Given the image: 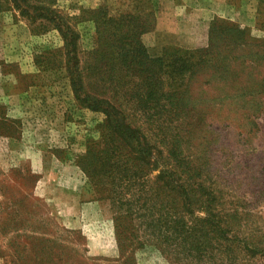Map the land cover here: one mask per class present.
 Listing matches in <instances>:
<instances>
[{
  "label": "rangeland",
  "instance_id": "obj_1",
  "mask_svg": "<svg viewBox=\"0 0 264 264\" xmlns=\"http://www.w3.org/2000/svg\"><path fill=\"white\" fill-rule=\"evenodd\" d=\"M214 1L0 0V264H264V0Z\"/></svg>",
  "mask_w": 264,
  "mask_h": 264
},
{
  "label": "trees",
  "instance_id": "obj_2",
  "mask_svg": "<svg viewBox=\"0 0 264 264\" xmlns=\"http://www.w3.org/2000/svg\"><path fill=\"white\" fill-rule=\"evenodd\" d=\"M69 32L70 31H68L67 33H69ZM64 34H65L64 35V38L66 40L67 34L66 33H64ZM121 38H127V36L125 37L123 34L118 36V34H117L115 36V39L114 40L118 42ZM66 44L67 45H71V43H66ZM135 44L137 45V48L140 49V51L138 49L129 50L131 52V54H140V55H141V53L143 54V47L140 44V41H136ZM125 53L126 52H124V53L119 52L120 55L125 54ZM80 90H81L80 87H79V89L76 90L77 91V97H79L78 94H80V92H81ZM149 90H151V87L148 89V91ZM150 97H152V96H150ZM84 102H86L87 106H95V105H97V102H95L93 99H89V98H86L84 100ZM100 104L104 107L103 110H105V111H107L108 109L109 110L111 109V106L107 102H105V101L100 102ZM160 105H161V103L159 101H155L153 106L155 108H158ZM95 111H97V110H95ZM157 111H159V110L153 109V113H156V115H159L160 112H157ZM118 121H119V124L116 126V128L112 129V128L109 127L108 130H110V132H112V133H118L119 134V138L125 144H128L126 142H128V140L131 139L132 135L135 134V130L131 129L130 126H125L123 123L120 122V120H118ZM107 135H108V132L105 133L103 137L106 139ZM129 149L132 152H134V149H132L130 147H129ZM152 149H153L152 147H150L148 145H145V146L139 148L138 150H135V152H137V154H139L141 157H144L145 158V157H149L151 155ZM170 156L173 157V159L176 160V154L174 152H171L170 153ZM83 160H84V157L82 159H80V162L82 163ZM82 166H83V169L85 170V172L88 173V170H87L88 167H87V165H86L85 162H83ZM124 166L126 167V169H128L127 162L124 163ZM180 170H182V166L179 164V165L176 166V169L175 168H172L171 171L169 172V175H168L169 176V179L171 180V183H173L172 184L173 185V189L172 190H175V188H176L174 186V183L176 182L175 179H180L183 176V174H180V175L178 174L180 172ZM183 172L184 173L187 172V174H189V176H190V179L193 178V177H195L197 175L195 169H189L188 167H185L183 169ZM180 187L183 188L182 186H180ZM182 193L184 195H186V196L188 195V192L186 190H182ZM188 200H190V199L188 198ZM116 230L118 231V229H116ZM117 235H118V232H117Z\"/></svg>",
  "mask_w": 264,
  "mask_h": 264
},
{
  "label": "crops",
  "instance_id": "obj_3",
  "mask_svg": "<svg viewBox=\"0 0 264 264\" xmlns=\"http://www.w3.org/2000/svg\"><path fill=\"white\" fill-rule=\"evenodd\" d=\"M230 9H232L231 0H220L217 2L214 1L210 6L209 11L204 14L205 17H203L201 22L207 23L206 21H210L215 15L219 16L221 12L230 11ZM170 11L171 9H167L165 12H161V14L157 16L155 30L157 33L163 31L166 34H182L181 30H183L184 27L188 26L189 24L179 20L176 14H173Z\"/></svg>",
  "mask_w": 264,
  "mask_h": 264
}]
</instances>
